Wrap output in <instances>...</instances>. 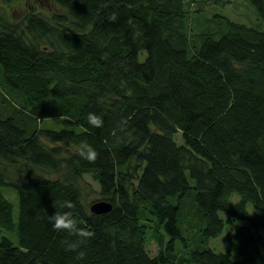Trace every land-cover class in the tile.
Wrapping results in <instances>:
<instances>
[{
	"label": "trees",
	"instance_id": "trees-1",
	"mask_svg": "<svg viewBox=\"0 0 264 264\" xmlns=\"http://www.w3.org/2000/svg\"><path fill=\"white\" fill-rule=\"evenodd\" d=\"M53 1L65 12L0 22V264H264V29L218 15L191 44L187 0ZM248 1L264 22V0ZM60 116L79 129L42 125ZM85 143L94 163L78 155ZM85 173L106 212L84 202ZM187 203L201 222L191 238ZM54 212L94 233L83 259ZM220 212L243 221L237 259L202 244L221 232Z\"/></svg>",
	"mask_w": 264,
	"mask_h": 264
},
{
	"label": "rangeland",
	"instance_id": "rangeland-1",
	"mask_svg": "<svg viewBox=\"0 0 264 264\" xmlns=\"http://www.w3.org/2000/svg\"><path fill=\"white\" fill-rule=\"evenodd\" d=\"M187 7L191 9L188 18V26L190 33H192L191 44L196 43V37L199 33L205 30L215 31L219 29L218 15H225L230 19L243 22L249 25H254L259 28L264 29V22L261 20L256 12L254 6L248 0H187ZM198 9V11H197ZM30 12L40 13L44 16H49L53 12L61 13L65 12V9L58 5L53 0H0V22H17L21 20L26 14ZM143 54H140V58ZM9 98V96H7ZM10 99V98H9ZM6 102L1 104V107L5 108ZM42 125L48 127H65L78 130L79 126L72 120L66 117H51L43 120ZM176 142L180 143L181 139L179 134H175ZM47 177H55L53 173L44 174ZM189 182L192 184L193 179L188 176ZM83 188V200L88 205L90 202L103 199L99 192L98 184L93 180L89 173L83 175L81 182ZM2 191L4 195L13 204V213L16 217L17 211V196L13 189L8 187H3ZM238 199L237 194H232L229 198L230 202H234ZM189 206V204L187 203ZM247 209L249 212L253 213L252 206L248 203ZM185 216L187 217L184 221H181L179 225L181 226L185 237L191 238L197 236L198 226L201 224L198 217L193 212L192 207L185 208ZM224 220V225L221 232L216 236H211L208 239L202 241L204 246H207L215 251L228 252L232 259L239 258V254L236 249V243L233 237V227L238 223H243L242 220H234L233 225L226 220L222 212L219 213ZM159 231L163 233L164 242L168 239V235L165 233L162 227ZM263 232V229L260 228ZM8 234L6 232H2ZM10 238L15 243L16 234L10 233ZM180 245V240H175V248L178 250ZM148 251L153 255L157 252L159 244L158 242L149 237L146 243Z\"/></svg>",
	"mask_w": 264,
	"mask_h": 264
},
{
	"label": "clouds",
	"instance_id": "clouds-1",
	"mask_svg": "<svg viewBox=\"0 0 264 264\" xmlns=\"http://www.w3.org/2000/svg\"><path fill=\"white\" fill-rule=\"evenodd\" d=\"M117 14L115 12L111 13L108 17L109 20L115 21ZM87 122L90 126L94 128H100L103 126V119L95 113H88ZM78 155L90 163H94L98 157V152L88 144H81L79 146ZM61 207L73 208L74 205L71 201H63L60 205ZM52 223L53 230L57 232H67L69 235L76 236L79 238L78 241L69 244L68 249L70 251H76L77 257L83 259L85 253L83 251H77L80 243H83L86 239L94 236V233L89 229L80 227L77 219L71 214V212H54L49 216Z\"/></svg>",
	"mask_w": 264,
	"mask_h": 264
},
{
	"label": "water",
	"instance_id": "water-1",
	"mask_svg": "<svg viewBox=\"0 0 264 264\" xmlns=\"http://www.w3.org/2000/svg\"><path fill=\"white\" fill-rule=\"evenodd\" d=\"M111 203L106 199H97L89 204V209L95 213H102L109 210Z\"/></svg>",
	"mask_w": 264,
	"mask_h": 264
},
{
	"label": "crops",
	"instance_id": "crops-1",
	"mask_svg": "<svg viewBox=\"0 0 264 264\" xmlns=\"http://www.w3.org/2000/svg\"><path fill=\"white\" fill-rule=\"evenodd\" d=\"M6 196V195H5Z\"/></svg>",
	"mask_w": 264,
	"mask_h": 264
}]
</instances>
